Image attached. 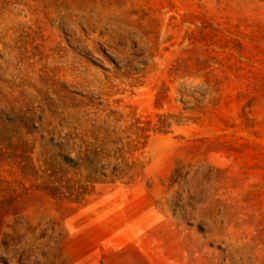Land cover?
Returning <instances> with one entry per match:
<instances>
[{
  "label": "rangeland",
  "instance_id": "rangeland-1",
  "mask_svg": "<svg viewBox=\"0 0 264 264\" xmlns=\"http://www.w3.org/2000/svg\"><path fill=\"white\" fill-rule=\"evenodd\" d=\"M0 264H264V0H0Z\"/></svg>",
  "mask_w": 264,
  "mask_h": 264
}]
</instances>
